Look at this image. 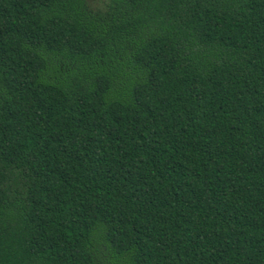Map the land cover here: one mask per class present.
<instances>
[{
  "label": "trees",
  "instance_id": "1",
  "mask_svg": "<svg viewBox=\"0 0 264 264\" xmlns=\"http://www.w3.org/2000/svg\"><path fill=\"white\" fill-rule=\"evenodd\" d=\"M0 264H264V0H0Z\"/></svg>",
  "mask_w": 264,
  "mask_h": 264
},
{
  "label": "rangeland",
  "instance_id": "2",
  "mask_svg": "<svg viewBox=\"0 0 264 264\" xmlns=\"http://www.w3.org/2000/svg\"><path fill=\"white\" fill-rule=\"evenodd\" d=\"M90 1V0H89Z\"/></svg>",
  "mask_w": 264,
  "mask_h": 264
}]
</instances>
